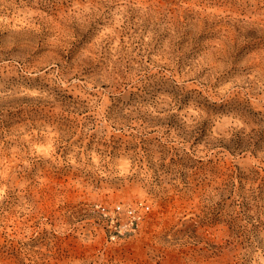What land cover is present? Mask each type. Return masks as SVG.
Segmentation results:
<instances>
[{
    "label": "rangeland",
    "instance_id": "1",
    "mask_svg": "<svg viewBox=\"0 0 264 264\" xmlns=\"http://www.w3.org/2000/svg\"><path fill=\"white\" fill-rule=\"evenodd\" d=\"M263 60L264 0H0V264H264Z\"/></svg>",
    "mask_w": 264,
    "mask_h": 264
},
{
    "label": "bare ground",
    "instance_id": "2",
    "mask_svg": "<svg viewBox=\"0 0 264 264\" xmlns=\"http://www.w3.org/2000/svg\"><path fill=\"white\" fill-rule=\"evenodd\" d=\"M37 1H38V0H37ZM34 2H35V1H34ZM95 2H96V1H95ZM85 3H86V2H85ZM85 3H84V5H85ZM97 3H98V2H97ZM16 4H17V3H16ZM37 4H38V3H37ZM80 4H81V3H80ZM82 4H83V3H82ZM97 5H98V4H96V6H97ZM101 5H102V4H101ZM16 6H17V5H16ZM89 6H90V5H89ZM25 7H26V6H25ZM75 7H76V5H75ZM93 7H95V6H93ZM76 8H77V7H76ZM77 9H79V8H77ZM20 10H21V9H20ZM34 10H35V9H34ZM34 10H33V11H34ZM14 12H15V11H14ZM20 12H21V11H20ZM29 12H31V11H29ZM68 12H69V11H68ZM18 13H19V12H18ZM24 13H25V12H24ZM31 14H32V13H31ZM33 14H35V13L33 12ZM33 14H32V15H33ZM37 14H38V13H37ZM24 16H25V14H24ZM20 17H21V16H20ZM21 18H22V17H21ZM26 19H27V18H26ZM23 20H24V19H23ZM52 20H53V19H52ZM52 20H51V21H52ZM26 21H28V20H26ZM33 21H34V20H33ZM56 21H57V20H56ZM58 22H59V21H58ZM64 22H65V21H64ZM77 22H78V21H77ZM220 22H221V21H220ZM56 23H57V22H55V24H56ZM30 24H31V23H30ZM34 24H35V23H34ZM58 24H59V23H58ZM28 26H29V25H28ZM53 27H54V26H53ZM63 27H64V26H63ZM63 27H62V28H63ZM54 28H55V27H54ZM57 28H58V27H57ZM59 28H61V27H59ZM59 28H58V30H59ZM223 29H224V27H223ZM229 29H230V28H229ZM233 29H234V28H233ZM232 31H233V30H232ZM58 32H59V31H58ZM58 32H57V33H58ZM234 32H235V31H234ZM55 34H56V33H55ZM59 35H60V34H59ZM61 35H62V34H61ZM229 35H230V33H229ZM226 37H227V36H226ZM229 39H230V38H229ZM215 40H216V39H215ZM233 40H234V39H233ZM216 41H217V40H216ZM221 41H222V40H221ZM226 41H227V40H226ZM217 42H218V41H217ZM231 42H232V41H231ZM214 43H215V42H214ZM225 45H226V44H225ZM218 46H219V45H218ZM211 48H212V47H211ZM211 48H210V49H211ZM226 48H227V47H226ZM215 49H216V48H215ZM223 51H225V50H223ZM218 52H219V51H218ZM225 52H226V51H225ZM214 53H216V52H214ZM204 55H205V54H204ZM209 55H210V54H209ZM209 55H208V56H209ZM212 57H213V56H212ZM216 57H217V56H216ZM209 58H210V57H209ZM222 58H223V57H222ZM204 59H205V58H204ZM260 59H261V58H260ZM207 61H208V59H207ZM209 61H210V60H209ZM219 61H220V60H219ZM219 61H218V62H219ZM263 61H264V60H263ZM211 62H212V59H211ZM262 63H263V62H262ZM211 64H212V63H211ZM215 67H217V66H215ZM9 263H10V262H9Z\"/></svg>",
    "mask_w": 264,
    "mask_h": 264
}]
</instances>
